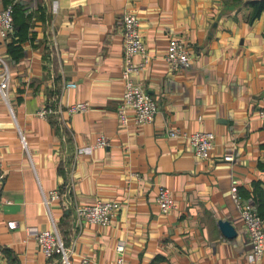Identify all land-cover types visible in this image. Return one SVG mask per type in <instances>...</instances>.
Masks as SVG:
<instances>
[{"label": "crops", "instance_id": "crops-1", "mask_svg": "<svg viewBox=\"0 0 264 264\" xmlns=\"http://www.w3.org/2000/svg\"><path fill=\"white\" fill-rule=\"evenodd\" d=\"M253 1L0 0V10L12 5L17 31L0 36L10 77L8 99L0 97V264H61L28 232L53 227L71 264H116L119 243L126 264H248L231 188L237 181L264 219V13L250 19ZM128 12L139 17L150 56L137 80L159 111L148 124L123 126L120 20ZM172 41L189 46V68L170 67ZM77 101L89 109L68 113ZM42 105L47 118L36 115ZM171 129L210 131L214 148L199 158ZM101 135L110 146H96ZM161 187L174 198L168 214ZM52 190L60 194L46 210ZM98 200L118 204L107 225L77 214Z\"/></svg>", "mask_w": 264, "mask_h": 264}, {"label": "built area", "instance_id": "built-area-1", "mask_svg": "<svg viewBox=\"0 0 264 264\" xmlns=\"http://www.w3.org/2000/svg\"><path fill=\"white\" fill-rule=\"evenodd\" d=\"M123 27L124 39V68L122 78L125 82V94L123 100L118 106V117L123 126L130 124H148L152 122L158 113L156 100L146 92L141 83L137 80L140 73L145 70L150 62L146 43L142 37L141 21L137 14L128 12L120 20ZM15 31L13 18V7L8 4L0 10V36L2 39H8ZM166 60L173 69L189 68L192 64V55L189 46L183 41H172L165 53ZM140 57V60H136ZM10 85L9 64L8 61L0 56V97L8 99V89ZM73 82H67L66 87H75ZM89 102L77 101L67 106L66 111L70 114L86 112L89 109ZM36 115L47 118L51 110L42 105L37 109ZM260 117L264 119V109L260 111ZM169 135L174 138L187 139L192 151L197 157H207L214 148V133L206 130L197 132H181L177 129L169 130ZM21 146H26V140L23 135L20 136ZM108 137L101 135L96 142V146H110ZM228 159V158H227ZM3 174L0 173V187L3 185ZM231 193L240 213L244 219V229L250 241L252 248L248 264H259L264 256V219L262 215L251 206L239 193L237 181L233 182ZM58 190H52L48 196L43 198L46 210L49 204L59 197ZM157 200L160 211L168 214L175 207L174 198L170 189L161 187ZM117 203L98 200L95 204L79 206L78 216L84 218L89 223L107 225L111 223ZM38 244L39 252L46 258L57 257L61 264H71V249L65 243L64 238L58 233L56 228L52 229H28ZM116 250L120 253L116 264H126L124 244L116 245ZM3 258L0 249V262ZM81 264H89L88 259H82Z\"/></svg>", "mask_w": 264, "mask_h": 264}, {"label": "trees", "instance_id": "trees-1", "mask_svg": "<svg viewBox=\"0 0 264 264\" xmlns=\"http://www.w3.org/2000/svg\"><path fill=\"white\" fill-rule=\"evenodd\" d=\"M252 7H253V11H252V14L250 16V19L254 20V19H257L258 17H260L262 15V13H264V0H254L252 3ZM13 14H14V10H13ZM13 18H14V15H13ZM16 32L17 31H16V24H15V31L12 35L9 36V39L13 40V37L16 35ZM259 213L262 215L261 212H259ZM262 217H263V215H262Z\"/></svg>", "mask_w": 264, "mask_h": 264}, {"label": "water", "instance_id": "water-1", "mask_svg": "<svg viewBox=\"0 0 264 264\" xmlns=\"http://www.w3.org/2000/svg\"><path fill=\"white\" fill-rule=\"evenodd\" d=\"M219 226L220 229L227 235L230 237H233L236 235V230H234V228L231 226V224L229 223V221L227 220H221L219 222Z\"/></svg>", "mask_w": 264, "mask_h": 264}]
</instances>
